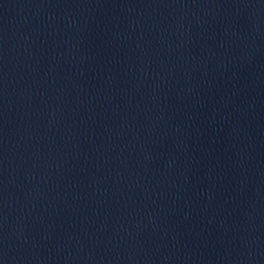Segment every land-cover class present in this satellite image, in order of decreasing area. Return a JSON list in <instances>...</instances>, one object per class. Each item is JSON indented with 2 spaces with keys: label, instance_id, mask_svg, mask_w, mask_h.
I'll list each match as a JSON object with an SVG mask.
<instances>
[{
  "label": "water",
  "instance_id": "1",
  "mask_svg": "<svg viewBox=\"0 0 264 264\" xmlns=\"http://www.w3.org/2000/svg\"><path fill=\"white\" fill-rule=\"evenodd\" d=\"M0 264H264V0H0Z\"/></svg>",
  "mask_w": 264,
  "mask_h": 264
}]
</instances>
